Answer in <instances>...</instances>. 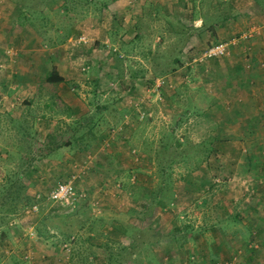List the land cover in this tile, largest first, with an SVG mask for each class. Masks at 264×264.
I'll list each match as a JSON object with an SVG mask.
<instances>
[{
	"label": "rangeland",
	"instance_id": "1",
	"mask_svg": "<svg viewBox=\"0 0 264 264\" xmlns=\"http://www.w3.org/2000/svg\"><path fill=\"white\" fill-rule=\"evenodd\" d=\"M263 36L254 0H0V264H264L263 141L214 134Z\"/></svg>",
	"mask_w": 264,
	"mask_h": 264
},
{
	"label": "crops",
	"instance_id": "2",
	"mask_svg": "<svg viewBox=\"0 0 264 264\" xmlns=\"http://www.w3.org/2000/svg\"><path fill=\"white\" fill-rule=\"evenodd\" d=\"M253 37H250V38H253ZM263 40H264V36H263ZM255 46L257 47L259 45H254V47ZM257 50L261 51L260 55L263 56V59H264V41H263V46H260ZM249 57L252 60L253 57H251V56H249ZM255 61L258 62L257 59H255ZM237 64L239 65V66L237 65V68H242L243 65H241V63L237 62ZM261 64L263 66L264 61H262ZM231 66L234 68L233 64ZM260 70H262V72H260V71L258 73L248 72V74H247V80H249L250 83L248 81H245L246 83H245L244 88H246V89H244V90H246V91H242V93H244V94H242V96H243L242 99L243 100L244 99L252 100V101H251V103H247L246 105L242 106L241 111H244L246 113V115L240 116L238 119L234 115H232L231 117H226V116L225 117H222V116L219 117L217 119V122L219 124L218 130H216V132L214 133L216 138H219V139L235 138V135L237 138L239 135V137L243 139L245 137L249 138L252 135L253 139L255 141L262 140L263 142L260 146L257 145V147H255L252 145L251 149L253 151L248 152V155L252 153L256 157H258V156L264 157V91L262 89V87H264V68H261ZM58 72L62 77H65L62 72H60L59 70H58ZM72 77H74V76H72ZM253 79L256 80V87L252 86L254 84V83H251ZM235 85H238V87H235ZM241 86H243L242 82L239 83V81H238L236 84L229 87L228 93H230V92L232 94L236 93V92H234V91H236L235 88L239 89ZM219 88L224 89V86H218V89ZM222 100L224 101L225 99L224 98L222 99V97H221L219 99H216L215 102L219 101L220 103H222V106L224 107V103ZM224 102H226V100ZM240 113L241 112H239V114ZM241 123H245L246 125L243 128H241L240 126H238ZM224 125L232 126L231 130L227 129L226 131H223L225 128ZM247 147L250 148V145H247ZM244 151H247L246 147H245ZM246 170H247V168H246Z\"/></svg>",
	"mask_w": 264,
	"mask_h": 264
},
{
	"label": "built area",
	"instance_id": "3",
	"mask_svg": "<svg viewBox=\"0 0 264 264\" xmlns=\"http://www.w3.org/2000/svg\"><path fill=\"white\" fill-rule=\"evenodd\" d=\"M225 46H227L226 42L220 41L214 45H212L209 49H208V57L211 56H220L223 55L225 52ZM74 186L71 182H63L60 183L56 188H55V192L52 194V196L60 202H69L71 196L74 193ZM83 195V194H82ZM80 195V196H82Z\"/></svg>",
	"mask_w": 264,
	"mask_h": 264
},
{
	"label": "trees",
	"instance_id": "4",
	"mask_svg": "<svg viewBox=\"0 0 264 264\" xmlns=\"http://www.w3.org/2000/svg\"><path fill=\"white\" fill-rule=\"evenodd\" d=\"M254 2H255V4H257L258 6H260V7H262L263 8V10H264V0H254ZM209 26V28H210V30L212 31V32H214V26H215V24H210V25H208ZM213 57H215V56H213ZM209 58H212V56L211 57H209ZM216 58V57H215ZM174 61H176V57L174 58ZM64 81V78L59 74V72H58V70H57V68H56V66L55 65H52L51 66V68H50V70L46 73V75H45V77H44V82L45 83H50V84H53V83H56V82H63ZM46 142H48V141H46ZM70 144V142L69 141H64L63 143H61V145L63 146V145H69ZM49 145V144H48ZM60 145H49V150L50 149H54V148H58ZM156 198L157 197H155L154 196V198H153V200H151V202H154L155 200H156ZM151 204H153V203H151Z\"/></svg>",
	"mask_w": 264,
	"mask_h": 264
}]
</instances>
